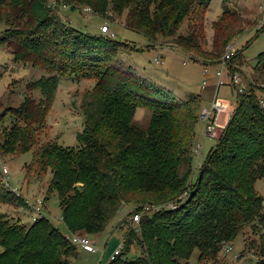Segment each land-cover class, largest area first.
I'll use <instances>...</instances> for the list:
<instances>
[{
    "label": "trees",
    "instance_id": "1",
    "mask_svg": "<svg viewBox=\"0 0 264 264\" xmlns=\"http://www.w3.org/2000/svg\"><path fill=\"white\" fill-rule=\"evenodd\" d=\"M75 1L89 5L95 14L120 17L129 0ZM207 1H132L124 24L151 42L157 36L169 38L194 3L204 7ZM229 16L219 22L225 36L216 41L220 45L228 44L233 29ZM0 26V46H7L13 61L49 72L30 84L39 91L38 100L26 95L18 106L0 109V153H31L25 165L27 186L34 185L35 176L41 181L40 176L50 174L41 198L45 204L52 192L57 193L69 234L103 232L123 204L133 207L130 215L146 203L178 201L177 208L162 207L142 215L137 226L126 227L121 252L104 264H188L195 251L198 263L212 262L239 236L242 252L255 256V264H264V196L254 187L257 179H264V87H258L259 94L252 87L243 92L235 87L233 111L193 181L192 145L201 111L197 95L178 99L130 67L124 74L114 69L111 55L120 42L71 27L46 0H0ZM197 28L202 25L196 23L186 36L173 40L199 52L193 31ZM256 64V71L264 75V52ZM67 71L96 82L81 105L84 120L78 145H39L37 131L53 104L59 74ZM138 108L151 113L144 128L133 121ZM7 116L10 124L4 126ZM186 191L187 196L178 200ZM2 204L28 208L23 196L0 186ZM69 234L44 214L26 224L0 213V264H70L78 247ZM131 249L135 254L128 258Z\"/></svg>",
    "mask_w": 264,
    "mask_h": 264
},
{
    "label": "rangeland",
    "instance_id": "2",
    "mask_svg": "<svg viewBox=\"0 0 264 264\" xmlns=\"http://www.w3.org/2000/svg\"><path fill=\"white\" fill-rule=\"evenodd\" d=\"M46 1L48 5L56 8V15L61 21L90 35L109 37L108 34L100 32L101 26L108 25L110 32L114 35L112 39L120 42L116 45L115 56L111 55V67L121 71L122 74L126 72V67H130L132 68L131 72L136 71L143 79L169 89L178 99L197 95L201 99L199 110L208 107L214 96L224 102L227 109L235 106L237 92L235 86L229 82L230 73L235 72L240 76L245 91H251L252 87L255 93L259 94L261 89L258 87H264V75L260 71H256L257 56L264 52V28L258 31L264 27L262 13L259 11V5L263 0H209L207 6L204 7H199L194 3L187 18L178 24L173 36L169 38L157 36L154 42L144 35L128 29L124 24L132 1L134 3L137 0H129L123 5L124 9L120 17L115 14L102 16L95 14L91 9L84 13L83 8H90V6L75 0ZM70 5H74L75 8L72 9ZM153 5H149V11L154 8ZM228 16L232 18L227 21H230V27L233 29L228 37V44L225 46L216 41L225 37L223 30L219 29V22L227 19ZM196 23L202 25L201 29H193L197 32L200 42L199 52L192 49L188 51L173 40L179 35L186 36ZM52 25L46 26L44 29H48ZM0 29H3V26H0ZM228 46L234 48L233 55L228 61L229 68L232 70L228 73V70L222 67V80L225 83L217 87L218 81L215 73L221 70L219 62ZM155 59H158L159 62L156 63ZM205 69H207V73H204ZM68 71L59 74V84L53 104L43 126L37 131L39 145L47 142H55L63 147H77L78 145L76 136L82 131L84 120L81 105L88 98L89 92L96 82L91 79L72 77ZM48 74L49 72L45 69L33 66L31 63L13 61L7 46H0V109L18 106L26 95L38 100L40 93L37 89H31L30 84L41 77H47ZM129 75H131L130 72ZM203 81L206 82L204 87H202ZM220 113L226 118L227 115H230L223 109ZM150 114L149 110L138 108L133 121L137 126L144 128L149 121ZM10 120L11 117L7 116L4 126H8ZM204 132L205 124L198 119L192 149L197 144H201V149L199 154H194L192 159L193 174L191 179L193 181L198 176V165L204 162L208 152L216 144V139L204 136ZM0 158L8 169L11 188L19 190L30 203H34L36 198L44 197L50 174L40 176L43 177L41 181H38L37 177L39 176L34 175V185L28 184L27 187L24 181L25 165L31 161L30 152L21 155L0 153ZM34 176L32 177L33 181ZM0 186L5 188L1 175ZM25 187L29 192H26ZM254 187L260 195L264 196V179H257ZM132 208L130 205H121L103 232L94 236L89 235L90 239H96L98 251L88 252L78 248V255L73 260L69 258L70 264L106 263L113 250L123 240L129 212ZM44 209V215L50 222L63 234H69L61 220V208L55 191L45 200ZM0 213L11 220L16 221L19 218L26 224L32 222L33 214L37 215L33 209L6 204L0 205ZM248 234H250L249 231ZM243 245V238L239 236L232 243L224 245L215 261L201 264H255L256 257L244 254L242 252ZM228 247L230 250L227 249ZM0 251H2L1 246ZM134 254L131 249L127 257L132 258ZM197 254L195 251L188 264H200L197 261Z\"/></svg>",
    "mask_w": 264,
    "mask_h": 264
},
{
    "label": "built area",
    "instance_id": "3",
    "mask_svg": "<svg viewBox=\"0 0 264 264\" xmlns=\"http://www.w3.org/2000/svg\"><path fill=\"white\" fill-rule=\"evenodd\" d=\"M84 13H87L90 11V8H83ZM259 11L262 13V19L264 20V0L261 5H259ZM100 32L103 34H108L109 37H113V33L110 32V29L108 25H103L100 27ZM234 48L232 46H228L226 48V51L219 62V65L221 66V70L216 71L215 75L217 78V87L220 84H224L225 82L222 80V67L226 68V65L228 64V61L230 60L231 56L233 55ZM155 62L158 63L159 60L155 59ZM204 73H207V69H205ZM229 82L238 88L239 92H243L245 90L244 84L241 81L240 76L237 73H230L229 74ZM206 85V82L203 81L202 87ZM226 110L230 115L233 111L232 108L229 107L227 109V105L222 102L221 100H218L215 96L213 100L209 103V106L206 108L201 109L200 114H199V119L205 124V132L204 136H210L217 138L219 137L222 129L224 126H220L217 122L218 114L221 112V110ZM230 115H227V120L229 119ZM201 149V144H197L195 148L193 149V154L198 155L199 151ZM200 167V165H198ZM0 175L2 176V183L4 184L5 188L9 191H11L12 194L15 196L19 197L22 196V194L19 192V190L15 188L10 187L9 183V177H8V169L6 166L3 164L1 158H0ZM186 192H183L178 196V200H183L186 197ZM23 199L25 203L27 204L29 209H33L37 215H34L31 217L32 222L35 221L38 217L44 214V202L42 198H36L34 203H30L27 198L23 196ZM179 205L178 201H171V202H165L162 204H143V206L140 208L139 211H136L134 213H131L128 216V221L126 226L133 228L138 225L140 222V219L142 215L152 213L154 211H158L162 207H166V209H175ZM90 236L86 235H80V234H69L67 238L71 241L72 244H74L76 247L83 249L84 251L88 252H96L98 251L97 243L95 239H90ZM123 248V240L121 244L116 247L113 250L112 255L110 256L111 258L117 256Z\"/></svg>",
    "mask_w": 264,
    "mask_h": 264
},
{
    "label": "crops",
    "instance_id": "4",
    "mask_svg": "<svg viewBox=\"0 0 264 264\" xmlns=\"http://www.w3.org/2000/svg\"><path fill=\"white\" fill-rule=\"evenodd\" d=\"M227 118L226 117H223V115H222V113H219V115H218V118H217V122H218V124L220 125V126H225L226 125V123H227ZM26 187H27V185H26ZM24 188L25 190H26V192H29L28 191V189L27 188ZM35 196V195H34ZM45 210V209H44ZM96 240V239H95ZM96 243H97V241H96Z\"/></svg>",
    "mask_w": 264,
    "mask_h": 264
}]
</instances>
